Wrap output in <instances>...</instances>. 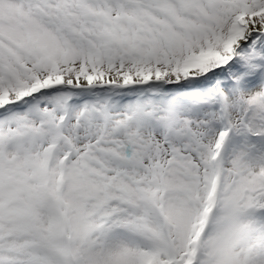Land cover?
I'll use <instances>...</instances> for the list:
<instances>
[{"label": "snow or ice", "instance_id": "6c2138e0", "mask_svg": "<svg viewBox=\"0 0 264 264\" xmlns=\"http://www.w3.org/2000/svg\"><path fill=\"white\" fill-rule=\"evenodd\" d=\"M0 264H264V0H0Z\"/></svg>", "mask_w": 264, "mask_h": 264}]
</instances>
